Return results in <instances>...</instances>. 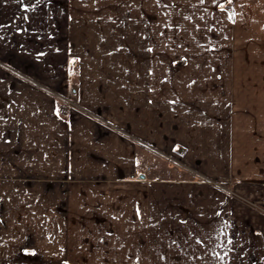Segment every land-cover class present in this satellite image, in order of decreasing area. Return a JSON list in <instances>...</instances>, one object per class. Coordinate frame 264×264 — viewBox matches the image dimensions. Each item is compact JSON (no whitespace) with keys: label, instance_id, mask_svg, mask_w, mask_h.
<instances>
[{"label":"crops","instance_id":"1","mask_svg":"<svg viewBox=\"0 0 264 264\" xmlns=\"http://www.w3.org/2000/svg\"><path fill=\"white\" fill-rule=\"evenodd\" d=\"M218 2L0 0L31 76L1 95L22 205L0 192V264H264V0L237 65Z\"/></svg>","mask_w":264,"mask_h":264},{"label":"rangeland","instance_id":"2","mask_svg":"<svg viewBox=\"0 0 264 264\" xmlns=\"http://www.w3.org/2000/svg\"><path fill=\"white\" fill-rule=\"evenodd\" d=\"M219 2L216 3L215 8H214V13L216 15H229L231 18L230 25H231V30H234V32L232 31V35L233 37L231 38L230 36H228L226 38L227 42L226 44H221V46H224L225 51L230 50L231 52V56L236 57V62L234 60V64H238V58H239V45L242 46L243 43L245 41L249 42L251 39H244L243 37L246 34V37L249 34V25H247L248 28H246L247 33H242V27H241V14L245 15V8L241 6L242 0H227L226 4H222L225 3L223 2V0H218ZM253 9L250 8V10ZM261 8L257 9L260 10ZM264 9V8H263ZM12 13L14 12V8H11ZM264 13V12H263ZM3 20V19H2ZM234 20V21H233ZM4 21V20H3ZM13 22H0V31H8L10 29H8V26L14 27V25H12ZM229 25V23H226ZM4 26H6V28H4ZM13 29V28H11ZM216 38H218V34L215 35ZM14 40L10 39L7 40V43L5 41V39H1L0 38V158L3 155H10V150L13 149H19L20 150V145H14L13 147L9 148L7 147V145L9 143V139H13V137H16L17 135H4L6 132H10V126L13 125L14 122V118H13V114L12 115H8L9 111H13V106L8 104L7 107L4 106V101L1 100V95H2V90L4 89V87H6V85L10 82V81H15L17 79H21V78H31V76H28L26 74H24L23 72L19 71L18 66L15 64V57H14ZM217 41V40H216ZM253 41V40H252ZM8 42H10L8 44ZM12 46V48H11ZM216 46H219V43H216ZM10 48V49H9ZM10 51V53H9ZM13 53V54H11ZM248 68H253V65H248ZM68 98L62 97L60 95H56V104H58V106L60 107V109L63 112H67V110H69V107L67 106V104H65L64 102H67ZM70 104V103H68ZM12 109V110H11ZM30 121H34L31 119L28 120H24V122L29 123ZM18 122V120H17ZM13 136V137H12ZM24 139H26V143H31V135H28L27 137H23ZM16 142L18 143V141L20 140V135L15 138ZM9 149V150H8ZM151 149V153H153L156 158H159L161 160V166L162 167H166L167 169H175L178 170V173L180 174L181 178H189L190 175L187 173V171H185L184 169H181L179 167H181L180 165V160H179V156H177L176 154H173L169 151H165V150H159V149H155V148H150ZM172 155V156H171ZM174 157V158H173ZM172 159V161H171ZM2 160V159H0ZM4 160V159H3ZM170 160V161H169ZM174 160V161H173ZM177 160V161H175ZM154 160L150 159V163H153ZM148 167H151L150 164H148ZM14 167H5V166H0V177L4 178H0V192L3 194H7V201H8V205L9 206H21L22 205V199L21 198H17L16 200H19V204L16 205V200L14 199L16 196V187H18L19 182L12 180L11 178H13L15 175L11 174V170ZM15 169V168H14ZM177 173V175H178ZM5 178H8L5 180ZM23 185L25 183H22ZM224 185V187H227L230 185V183H226V184H222ZM18 193V192H17ZM20 194V192H19ZM24 204V203H23ZM251 206V205H249ZM252 208H256V206L253 204L251 206ZM20 264H26L24 263H20Z\"/></svg>","mask_w":264,"mask_h":264},{"label":"water","instance_id":"3","mask_svg":"<svg viewBox=\"0 0 264 264\" xmlns=\"http://www.w3.org/2000/svg\"><path fill=\"white\" fill-rule=\"evenodd\" d=\"M138 177H139V179H144L143 175H139Z\"/></svg>","mask_w":264,"mask_h":264},{"label":"flooded vegetation","instance_id":"4","mask_svg":"<svg viewBox=\"0 0 264 264\" xmlns=\"http://www.w3.org/2000/svg\"><path fill=\"white\" fill-rule=\"evenodd\" d=\"M142 175V174H141Z\"/></svg>","mask_w":264,"mask_h":264}]
</instances>
